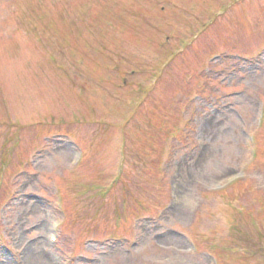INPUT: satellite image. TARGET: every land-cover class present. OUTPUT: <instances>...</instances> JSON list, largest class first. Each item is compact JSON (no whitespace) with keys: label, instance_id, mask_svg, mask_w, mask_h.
<instances>
[{"label":"rangeland","instance_id":"374dc122","mask_svg":"<svg viewBox=\"0 0 264 264\" xmlns=\"http://www.w3.org/2000/svg\"><path fill=\"white\" fill-rule=\"evenodd\" d=\"M263 113L264 0H0V264H264Z\"/></svg>","mask_w":264,"mask_h":264}]
</instances>
